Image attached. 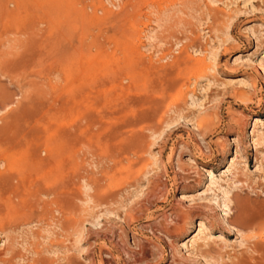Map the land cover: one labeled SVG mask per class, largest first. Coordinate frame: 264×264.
<instances>
[{
    "label": "rangeland",
    "instance_id": "obj_1",
    "mask_svg": "<svg viewBox=\"0 0 264 264\" xmlns=\"http://www.w3.org/2000/svg\"><path fill=\"white\" fill-rule=\"evenodd\" d=\"M0 264H264V0H0Z\"/></svg>",
    "mask_w": 264,
    "mask_h": 264
},
{
    "label": "bare ground",
    "instance_id": "obj_2",
    "mask_svg": "<svg viewBox=\"0 0 264 264\" xmlns=\"http://www.w3.org/2000/svg\"><path fill=\"white\" fill-rule=\"evenodd\" d=\"M197 70H198L199 74L205 72L204 67L203 68L199 67ZM259 122H260L259 118L255 117L254 123H259ZM208 173H209V177L212 176V173L210 171H208ZM228 173H230V172H228ZM217 183L218 182H216L215 180L210 182V185H208V187L211 186L210 190L215 191V188H216V190L218 189V191L219 190L221 191L222 186L218 185ZM222 194L224 196H226L225 197L226 202H228L227 204H224V207L228 208V204L231 203V208H230L231 214L227 215L226 218L222 219V224H224V228H223L224 230L223 231H224V233H226L227 236H229V237L231 235L238 236L239 232L241 231V230H239L240 228L244 229V228H248L252 225L256 226L255 223H259V224L262 223V222H259L260 219H262V218H260L261 212L254 210L255 208H251L245 198L239 197L235 193L229 196L228 193L224 189L222 190ZM198 217H200V216H198ZM197 221H198L197 232L190 239L187 240V244L190 243V246H189L190 248L193 247L195 244L197 247H200V246H202V244H199V242L201 243V241H202V243H203L204 241L209 240V238H210V235L209 236H203L202 235V231H203V229H205V222L203 221V218H198ZM217 238L222 239V236L219 235ZM183 247L188 248V245L183 244ZM195 249H196V247H195Z\"/></svg>",
    "mask_w": 264,
    "mask_h": 264
}]
</instances>
